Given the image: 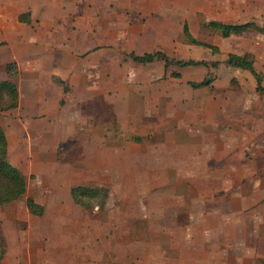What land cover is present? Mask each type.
Here are the masks:
<instances>
[{
  "label": "crops",
  "instance_id": "1",
  "mask_svg": "<svg viewBox=\"0 0 264 264\" xmlns=\"http://www.w3.org/2000/svg\"><path fill=\"white\" fill-rule=\"evenodd\" d=\"M202 2L198 1L200 5ZM186 14L185 0H0V81L12 82L18 92L17 107L0 111V126L7 139V159L25 176L27 184L23 219L26 228L15 232V238L22 245L12 246L8 221L0 220V233L6 241L1 264L21 259H29L28 264H75L77 256L84 259L89 253L91 258L89 242L85 241L89 237L86 227L89 219L85 216L98 211L96 208L92 212L82 211L73 203L70 189L77 185L107 187L105 179L111 177L107 172L115 171L113 176L120 178L124 161L134 163L124 156L123 148L134 146L135 149L142 141H132L124 147L107 145L104 136L108 116L104 111L90 113L86 106L91 101H100L98 104L104 107L108 100L111 101L115 113L109 118L125 133L128 129L126 119L132 113L122 112V101L134 99V93L126 87L134 84V75L127 77V67L133 68L135 64L128 55L161 51L170 56L162 38L180 34L183 44L187 45L183 25L179 24L180 20L186 19ZM246 53L254 56L251 52ZM8 64L14 65L16 77L7 76ZM174 72L179 73H171ZM178 106V109L185 107L181 103ZM176 108L174 103L168 105V111L176 113L172 114L174 124L170 129L186 137L185 118ZM195 117V121L198 118L202 124L201 113ZM159 122L155 120L148 128L157 132L170 130ZM215 140H210V147L214 148L211 155L220 150L218 143L214 144ZM168 142L164 141L163 146L156 148L153 145L154 151L148 149L147 175H151V180H163L165 185H170L172 180L189 184L193 180L210 181L206 193L210 204L206 205L205 211L211 212V220L219 219L215 213L234 210L229 197L242 196V202L249 205L251 194L229 183L235 172H240L231 152L222 148V157H214L212 165L204 167L205 162L199 158L200 147L195 142L191 145L169 142L170 146ZM230 146V142H226L224 148ZM60 149L65 150L67 157L60 155ZM239 176L243 179V175ZM100 178L104 180L99 184L93 182ZM28 197L42 206V217L29 214ZM166 197L168 202L176 198L174 194ZM225 197L227 203H220ZM153 202L159 201L154 199ZM17 203L20 202L8 206ZM84 226L85 230H79ZM44 236L48 241L42 246ZM185 238L189 239L191 247L192 243H199L194 234L191 238L185 234ZM202 238L203 233L200 234L201 241ZM221 241L231 243L230 240ZM100 244L103 246L100 260L108 261L106 245ZM161 250L163 256L165 247ZM190 251L186 246L177 247L173 256L151 258L157 260V264H210L213 260L218 264V256L211 257V254L207 261L198 255L186 258ZM249 255L253 259H264V253L250 252ZM44 260L54 263H44ZM79 264H83L81 260Z\"/></svg>",
  "mask_w": 264,
  "mask_h": 264
},
{
  "label": "rangeland",
  "instance_id": "2",
  "mask_svg": "<svg viewBox=\"0 0 264 264\" xmlns=\"http://www.w3.org/2000/svg\"><path fill=\"white\" fill-rule=\"evenodd\" d=\"M185 1L186 19L180 20L179 24L186 22L194 38L218 47L219 53L212 55L206 48L184 45L181 34L162 38V43L168 48L167 54L171 57L222 63L215 71L218 80L208 89L193 90L188 82L201 81L207 74L206 69H164L162 64L145 67L134 64V70L130 66L127 67V77L134 75V84H128L126 87L132 90L134 99L122 101V112L126 115L132 113L126 119L128 129L125 133L109 118L115 113L111 101H107L106 107L100 106V101H91L90 105L86 106L90 113L104 111L108 116L104 136L107 145L124 147L136 138L142 142L135 149L134 146L123 148L124 156H128L134 163L124 161L120 178L113 176L115 171L107 172L111 177L105 179L110 190L106 209L104 212L85 216L89 219L86 226L89 237L85 238V241L89 242L91 258L90 253L85 254L84 259L77 256L75 264H79L80 260L83 264H157V260L152 258L162 256L159 252L162 247H165L163 256H173L177 247L185 246L192 250L187 252L186 258L198 255L207 261L211 254V257L218 256V264H264V259H253L249 255L250 252L264 253V96L255 91V82L248 72L233 70L223 64L229 53L243 55L245 52H251L256 59L255 69L264 75V37L249 31L241 36L223 39L215 32L201 27L206 21L227 24L253 21L261 26L264 23V0H202L201 5L199 0ZM172 71H178L180 78H172ZM262 85L264 86V80ZM170 103H174L175 108L179 103L185 106L183 109L176 108V111L185 118L183 127L186 137L170 129L174 124L172 114L175 113L168 111ZM199 111L203 118L202 124L198 118L195 121V115H200ZM157 119L160 120L159 125H166L170 130H150L148 127ZM213 139H217L214 144L218 143L220 150L219 153L211 155L210 152L214 148L210 147V140ZM164 141H180L189 145L195 142V145L200 147L199 158L205 162L204 167L207 164L212 165L214 157H222V148L231 152L235 167L240 169V172L236 171L234 178L233 175L230 176L233 179H230L229 183L251 194L250 197L247 195L249 205L242 202V196L229 197L234 204V210L215 213L219 216L216 222L214 218L211 220V212L205 211L206 205L210 204V197L206 195L210 181L193 180L189 184L186 181L177 183L172 180L170 185H165L163 180H151V175H147V156L150 155L148 149L154 151L153 147L163 146ZM169 142L167 145L170 146ZM226 142L231 144L229 149L224 148ZM150 145L152 148H149ZM60 150V155L65 156V150ZM103 180L100 178L93 182L97 184ZM169 194H174L176 198L168 202L169 198L166 196ZM154 199L159 202H153ZM221 200L220 203H227L226 197ZM19 202L14 206H0V220L8 221L6 225L12 233V246L22 245L19 239L15 238V232L26 228L23 220L26 215L24 198ZM207 210H210V207ZM85 229V226L79 228L81 231ZM185 234L190 238L194 234L199 243H192L191 247L189 239L184 240ZM0 235V252H3L6 241L1 233ZM221 240H230L231 243H223ZM47 241L44 236L42 246ZM164 241L170 242L169 246ZM100 242L106 245L108 261L100 260V252L103 253ZM43 262L54 263L47 260ZM28 263L29 259L5 262ZM210 264H215V261Z\"/></svg>",
  "mask_w": 264,
  "mask_h": 264
},
{
  "label": "trees",
  "instance_id": "3",
  "mask_svg": "<svg viewBox=\"0 0 264 264\" xmlns=\"http://www.w3.org/2000/svg\"><path fill=\"white\" fill-rule=\"evenodd\" d=\"M187 23L183 24V36L188 45L198 46L208 49L212 55L219 53V48L198 41L190 33ZM205 30L215 32L223 39L231 36H241L246 32L253 31L264 37V23L259 26L253 21L240 24H227L219 21H206L201 24ZM131 61L141 66H147L154 63H162L164 69L175 67L177 69L185 68H204L207 70L205 77L199 81H189L188 85L193 90L210 88L213 82L218 78L216 72L222 64L218 61L205 60H177L166 55L164 52L155 51L145 53L143 55H128ZM254 56L250 53L243 55L229 53L223 64L233 70L248 72L255 82V91L264 95V86L262 85L264 76L257 72L254 66ZM6 74L8 77H16L13 64L6 65ZM173 78H180L177 72L171 73ZM18 105V92L16 86L10 81H0V111L6 112L15 109ZM135 142H140L139 138L134 139ZM7 139L4 130L0 126V206L8 205L23 199L26 196L27 184L25 176L7 159ZM109 196L107 187H94L90 185H77L70 189V197L73 203L82 211L92 212L95 208L98 212H102L105 208ZM26 207L30 215L42 217L44 210L42 206L37 205L31 197L26 199ZM1 245V243H0ZM3 252H0V262Z\"/></svg>",
  "mask_w": 264,
  "mask_h": 264
}]
</instances>
